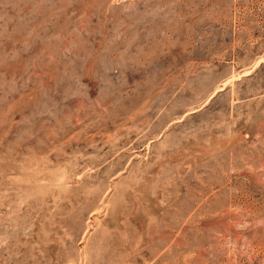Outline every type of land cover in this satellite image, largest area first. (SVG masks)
<instances>
[{
    "label": "rangeland",
    "instance_id": "1",
    "mask_svg": "<svg viewBox=\"0 0 264 264\" xmlns=\"http://www.w3.org/2000/svg\"><path fill=\"white\" fill-rule=\"evenodd\" d=\"M0 264H264V0H0Z\"/></svg>",
    "mask_w": 264,
    "mask_h": 264
}]
</instances>
